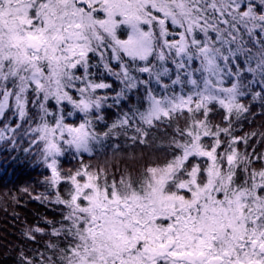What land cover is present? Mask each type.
Masks as SVG:
<instances>
[{
  "label": "snow or ice",
  "instance_id": "1",
  "mask_svg": "<svg viewBox=\"0 0 264 264\" xmlns=\"http://www.w3.org/2000/svg\"><path fill=\"white\" fill-rule=\"evenodd\" d=\"M256 107L264 0H0V143L26 140L48 191H21L61 214L16 264H264ZM121 136L156 153L135 175L84 162Z\"/></svg>",
  "mask_w": 264,
  "mask_h": 264
},
{
  "label": "trees",
  "instance_id": "2",
  "mask_svg": "<svg viewBox=\"0 0 264 264\" xmlns=\"http://www.w3.org/2000/svg\"><path fill=\"white\" fill-rule=\"evenodd\" d=\"M255 112L254 117L241 125L238 134L264 129V117L259 115L260 109L256 107ZM153 135L156 140L164 138L162 132ZM117 142L121 144L118 155L114 156L112 150L108 149L95 158L85 155L84 162L101 165L107 161L113 166L112 171L116 172L117 176L123 169H128L135 175L146 160L156 154L154 149L144 145H132L123 136ZM254 146L261 150L259 144ZM26 147V140H21L14 150L12 146L0 143V264H16L17 249L22 244L28 248L41 247L43 241L34 245L22 240L20 233L25 223H43L45 218L51 221L61 218L59 206L31 199L21 191L25 187H28L33 195L46 194L48 191L43 183L48 171L37 159L22 151ZM130 155L135 156L137 160L128 159ZM62 163L65 169L78 166L71 157H66ZM13 197L19 199L20 203L14 202Z\"/></svg>",
  "mask_w": 264,
  "mask_h": 264
}]
</instances>
